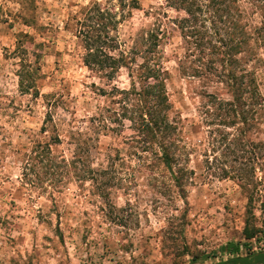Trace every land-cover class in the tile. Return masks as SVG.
<instances>
[{
  "label": "rangeland",
  "instance_id": "374dc122",
  "mask_svg": "<svg viewBox=\"0 0 264 264\" xmlns=\"http://www.w3.org/2000/svg\"><path fill=\"white\" fill-rule=\"evenodd\" d=\"M238 5L252 27L259 24L258 10L246 0ZM90 7L113 16L111 35L127 51L143 46L151 29H163L157 58L177 122L176 167L187 169L182 188L142 151L147 139L130 120L134 95L119 91L133 84L141 90L134 68L140 54L131 53L133 67L112 77L84 63L77 29L84 24L88 36L97 26L96 18H84ZM185 15L166 0H0V264H190L193 257L209 264L228 256L217 251L221 245L245 241L248 216L258 229L251 250L264 249V154L248 153L250 181L224 173L242 159L232 162L241 154L230 156L231 148L221 154L218 140H230L234 130L215 124L210 93L231 94L216 77L197 72L204 60L190 54L175 25ZM255 46L257 60L248 64L257 66L264 93V45ZM256 133L264 141V124ZM42 146L68 161L77 152L85 172L112 164L110 173L95 175L109 177L111 186L96 189L89 173L85 180L60 177L57 185L41 173ZM206 154L217 161L211 165Z\"/></svg>",
  "mask_w": 264,
  "mask_h": 264
},
{
  "label": "trees",
  "instance_id": "16d2710c",
  "mask_svg": "<svg viewBox=\"0 0 264 264\" xmlns=\"http://www.w3.org/2000/svg\"><path fill=\"white\" fill-rule=\"evenodd\" d=\"M166 1L167 5L177 9L182 8L186 12L185 17L175 21V25L181 29L182 37L187 45L186 49L190 51V54L198 51L200 54L198 60L200 62L204 60L196 66L197 72L202 73L209 80L216 77L215 81L224 84L231 94L230 98H225L216 93H210L214 97L212 112L215 113L214 118L218 120L215 124L232 127L234 130V133L228 132L232 134L230 140L228 136H222L218 140V143L221 142L220 146L225 145L221 154L226 157L232 153L230 156H234L238 151L241 155H235V160L232 159V162L237 158L242 159L241 167L235 168L231 165L230 169L223 168V171L229 174L232 170L237 173L236 177L239 180L250 181L255 167L252 166L253 162L248 153L258 149L255 155L264 154V141L255 140L254 136L257 138L258 133L252 135L259 125L264 124V93L261 90L257 66L254 63L248 64L249 60H257L251 59L255 45H264V0H246L251 4L249 8H255L260 14L259 24L253 27L248 19H244V9H240L238 5L240 0ZM92 13L94 15H90ZM83 15L84 18L91 16L97 20V26L88 36L87 32L84 34L81 31L84 24L78 23L80 26L77 29V35L84 36V39L81 38L85 49L83 59L88 67L112 77L122 67L132 66L135 61L134 55L140 54L143 58L142 62L134 67L136 76L143 84L141 90L137 91L133 84L131 89H119V91L134 95L131 99L135 110H132L130 120L133 127L147 139L146 145H142V151H148L156 156L171 172L176 185L180 187L187 169L182 165L176 167L179 160L177 122L170 118V105L165 84L166 71L157 58L158 43L162 36H165L163 29L162 31L157 29L158 32L151 29L147 32V37H143L144 47L135 45L132 51H127L123 49L121 41L111 35L110 27L112 28L114 21L110 13L102 8L90 7ZM160 32H162L161 37H159ZM56 138L60 140L59 134ZM214 141V138L209 140L210 145H214ZM233 145L236 148L232 150ZM228 148L231 150H226L227 154L224 149ZM43 149H45L44 146L41 149L39 147L38 155L42 158L46 155V163H43L44 166L41 168L47 170H42L41 173L55 179L57 185L61 182L60 177L64 179L73 173L78 179L85 180L90 177L89 173L96 189H107L111 186L109 177L99 180L95 175L110 173L109 167L112 164L108 167H89L85 172L78 166L82 160L76 154L77 152L73 154L74 160L68 161L66 157H52L49 150ZM206 159L211 164V161H217L218 156L215 154L211 158L206 154ZM45 161L41 160V162ZM249 213L252 214V211ZM257 232L258 229L252 225L251 217L248 216L243 230L245 241L230 240L221 245L217 251L228 256L209 264H264V249L252 251L248 242L256 236ZM243 247H247L246 252H242ZM197 258L193 257L190 264H201L196 263Z\"/></svg>",
  "mask_w": 264,
  "mask_h": 264
}]
</instances>
